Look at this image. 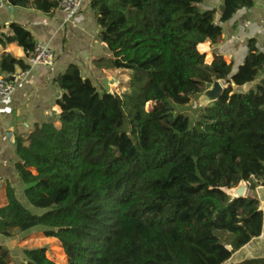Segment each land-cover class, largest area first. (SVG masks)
Masks as SVG:
<instances>
[{
    "label": "trees",
    "instance_id": "16d2710c",
    "mask_svg": "<svg viewBox=\"0 0 264 264\" xmlns=\"http://www.w3.org/2000/svg\"><path fill=\"white\" fill-rule=\"evenodd\" d=\"M6 1L48 14L60 0ZM203 2L90 1L108 54L93 65L129 79L120 94L103 91L69 65L55 81L57 117L16 141L24 197L42 213L25 209L8 185L0 236L41 228L65 259L54 263L44 248L24 250L25 264H264V257L231 262L260 237L263 215L256 198L226 194L241 182L254 191L264 180L250 177L255 166L264 170V80H257L264 57L249 42L237 71L221 55L206 64L199 47L217 44L222 29ZM223 6L220 23L253 0ZM11 44L29 59L35 43L12 23L0 28V46ZM29 67L1 56V74ZM214 81L224 90L198 109L193 124L174 113L173 106L188 105ZM12 262L0 247V264Z\"/></svg>",
    "mask_w": 264,
    "mask_h": 264
},
{
    "label": "crops",
    "instance_id": "0c3cea01",
    "mask_svg": "<svg viewBox=\"0 0 264 264\" xmlns=\"http://www.w3.org/2000/svg\"><path fill=\"white\" fill-rule=\"evenodd\" d=\"M91 0H82L78 15L70 22L65 23L58 6L50 13H42L31 6L11 7L6 0H0V28L5 30L12 23L24 27L34 43L48 47L54 56L50 67H29L25 72L16 71L10 75L0 73V77L15 82L16 89L8 103H0V208L6 204L5 192L9 185L18 202L32 214H36L24 197L25 184L15 170L18 163L16 155V141L26 140L28 133L35 125L49 122L57 117L56 100L61 92L56 85V79L69 65H76L84 78L94 81L105 80L114 72H101L94 67L92 61L106 57L107 51L98 38V27L90 9ZM224 0H204L203 10H214V22L222 29V36L217 44L205 43L199 51L205 54L206 64L212 61V55H221L226 63H232L234 71L243 64L247 53L248 43L252 42L259 54L264 57V0H253V6L242 9L224 23H220V12ZM225 9V8H224ZM7 54L27 65L28 58L22 49L11 44L0 46L1 56ZM257 80H264V65ZM256 80V81H257ZM251 77L243 84H235L236 88L245 87L251 83ZM222 84V82H221ZM95 85V84H94ZM223 85V84H222ZM224 87V86H223ZM32 174H35L32 171ZM264 176V170L251 172L250 177ZM245 197H254L259 202L263 215V229L259 238L252 240L242 250L251 249L253 255L247 258L264 257V180L254 191L247 189ZM37 231V228L34 229ZM32 230L26 235L16 238L0 236V247H5L16 262L23 249L21 244L41 233ZM239 251V252H240ZM23 253V252H22ZM246 258V259H247ZM239 262V261H238ZM23 263V261H21ZM25 264V263H23Z\"/></svg>",
    "mask_w": 264,
    "mask_h": 264
},
{
    "label": "rangeland",
    "instance_id": "374dc122",
    "mask_svg": "<svg viewBox=\"0 0 264 264\" xmlns=\"http://www.w3.org/2000/svg\"><path fill=\"white\" fill-rule=\"evenodd\" d=\"M109 76L103 80V79H99L94 81L95 86L99 89V90H105V91H109V92H113L116 94H120L123 91V84L126 83L129 79L128 74H122L120 72H114V74H108ZM198 97L193 98L191 100V102L184 106V107H179V106H173V111L175 114L177 113H182L185 114L189 117L191 124H193L197 118L198 115V109L200 108L198 105ZM146 110L151 109V104H147L145 106ZM117 145L119 144V139ZM247 186V183H245ZM36 210V209H35ZM38 212H36L37 215H40L42 212L39 210H36ZM35 231V230H34ZM41 231V228H37V231H35L34 234L36 233H41L39 232ZM29 233H26V235H28ZM22 246H20L23 251L24 250H33V249H41L44 248L46 250L45 253V257L49 260L52 261L54 263H60V262H65V259L62 255V250L56 246V241L52 238H46L44 236V233L42 232V235H38L36 237H32V239H27L25 242H23L21 244ZM22 251V252H23ZM21 252V254H23ZM253 255V250L251 249H244L240 252H237L235 255H233L231 262H238L241 260L246 259L247 257H250ZM20 258H17L16 262H18V264H23L25 263V258L24 256L22 257V255L20 256ZM21 261H23V263H21Z\"/></svg>",
    "mask_w": 264,
    "mask_h": 264
},
{
    "label": "built area",
    "instance_id": "2783aa9c",
    "mask_svg": "<svg viewBox=\"0 0 264 264\" xmlns=\"http://www.w3.org/2000/svg\"><path fill=\"white\" fill-rule=\"evenodd\" d=\"M82 0H60L58 9L62 13L64 22H70L74 19L80 9ZM54 56L52 51L39 43H35L33 52L28 60L30 67H50ZM16 89L15 82L0 77V103H8Z\"/></svg>",
    "mask_w": 264,
    "mask_h": 264
},
{
    "label": "water",
    "instance_id": "95a60500",
    "mask_svg": "<svg viewBox=\"0 0 264 264\" xmlns=\"http://www.w3.org/2000/svg\"><path fill=\"white\" fill-rule=\"evenodd\" d=\"M220 12L224 11V7H220ZM224 87L220 81H214L198 98V105L204 108L217 101L220 94L223 92ZM247 186L245 182H241L236 188L226 191V194L232 199L245 197ZM229 250V248H227Z\"/></svg>",
    "mask_w": 264,
    "mask_h": 264
}]
</instances>
